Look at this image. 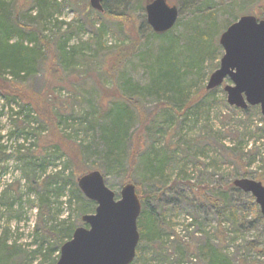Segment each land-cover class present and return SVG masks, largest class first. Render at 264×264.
<instances>
[{
	"label": "rangeland",
	"instance_id": "rangeland-1",
	"mask_svg": "<svg viewBox=\"0 0 264 264\" xmlns=\"http://www.w3.org/2000/svg\"><path fill=\"white\" fill-rule=\"evenodd\" d=\"M6 1L10 2V12L14 0ZM16 1L19 7L22 2L26 3L20 7V23L38 31L48 45L47 48L40 46L41 54L47 55L46 65L50 67L52 61L57 60L60 69V74H49L46 78L40 70L30 80L26 79L25 84L29 90L38 91L37 96L44 95L47 101L44 107L50 103L52 107L59 105L57 108L66 109L64 115L68 116V120L62 128L81 145L87 167L93 169L94 166H101L104 159L101 131L108 128L111 110L121 101L129 99L138 103L144 116L151 117L149 131L141 130L137 119L131 123L133 147L140 149L131 175L143 195L158 192L161 182L167 180L165 192L158 201L149 198L147 201L162 216L166 225L167 235L163 232L161 240L165 250L173 255L168 259V264H207L208 250H223L231 264H264V254H261L264 250V224L255 219L254 213L246 208V222L251 225L239 231L228 222L219 224L214 211L202 209L199 201L193 202L195 192L187 185L220 187L233 181L234 176L241 172L248 174L246 179L256 181L257 173L261 172L259 161L264 157L261 137L264 132L257 130L264 125L259 107H248L244 112L229 106L223 91L225 85H232L228 79L222 86L210 90L211 94L204 101L188 109L174 102L173 111L157 109L160 99L149 89L153 78L159 73L158 64L161 63V68L167 65L163 59L165 52L176 66L182 90L188 93L185 101L205 89L209 75L218 68L223 54L218 44L220 34L235 19L254 16L252 14L256 13L263 0H166L169 6L178 11L177 22L169 36L153 37L150 31H143L144 39L113 79L103 74L98 78L97 75L102 59L130 42L117 29L120 19L101 18L97 14L99 12L90 8L89 0ZM107 6L115 14L131 13L135 27L142 21L146 22L144 6L137 1L127 8L119 0H108ZM198 33L210 34L213 44L217 41L220 58L214 59V50L213 54L201 57L200 69H191L190 44ZM36 38L34 36L31 41H26L34 45L39 43ZM16 41L13 38V42ZM60 56L64 60L59 61ZM65 72H71L72 77ZM6 86L10 88L9 84ZM7 94L9 100L0 95V195L5 194L0 201V242L5 235L7 244L15 248L6 259V264H51L50 260L44 261L43 254L37 252L39 238L35 235V229L39 202L28 189L26 174L29 175L30 171L17 159L16 152H37L45 140L51 138L54 142L53 135L36 123L33 117L26 119L28 110L22 107L18 99L10 97V92ZM25 96L28 97L24 95V99ZM112 98L118 104L110 102ZM15 119L27 120V125L17 128ZM236 151L243 156L244 165L236 159ZM34 164L37 178H43L62 169L65 159L52 155ZM43 164H47L44 172L38 167ZM126 170L125 161L105 174L96 170L116 199L121 187L127 183L123 181ZM178 178L180 186L177 189L181 196L188 197L187 203L183 199L177 203L176 191H171V182ZM89 202L96 207L95 203ZM52 207L50 216L54 217L53 222L47 221V226L60 220L68 219V224L76 220L73 208L55 202ZM54 219L57 221L54 222ZM77 225V228L87 227ZM177 239L190 246L189 254L184 252ZM250 243L254 248L249 246ZM143 250L146 259L153 258L151 251ZM9 252L1 250L0 258L6 257L5 253ZM153 264L159 263L155 261Z\"/></svg>",
	"mask_w": 264,
	"mask_h": 264
},
{
	"label": "trees",
	"instance_id": "trees-1",
	"mask_svg": "<svg viewBox=\"0 0 264 264\" xmlns=\"http://www.w3.org/2000/svg\"><path fill=\"white\" fill-rule=\"evenodd\" d=\"M38 1L40 3L43 0ZM119 1L129 8L133 1H137L145 6L150 0ZM107 2L108 0H104L102 4L103 12L97 14L101 16V18L105 17L108 20L109 18L114 20L120 19L123 24L118 23L119 27H117V29L120 34L128 38L130 41L129 44L118 48L116 51L102 59L103 63L98 69L99 73L97 77L99 78L103 74L106 77L113 79L114 75L121 70L124 62L135 53L141 39H144L143 31H150L153 37L161 38H167L170 31L163 34H155L150 28H148V25L144 21L135 27V24L132 22L133 15L131 13L115 14L108 8ZM9 5L10 2L0 0V95L4 96V99L6 98V100H9L7 93L10 92L12 95L9 96L18 99L22 107L28 110L29 115L26 119L33 117L32 119H34L36 123L42 125L46 132H51L53 135L54 142L48 137L49 140H45L37 152L31 153L28 151H17L16 157L18 160H21L25 167L30 171L29 175L26 174L28 189L30 193L36 196L39 202V205L37 206L38 223L37 228L35 229V235L39 238L37 252L43 254L42 258L44 261L50 260L51 264H56L59 258L60 247L71 238L73 231L78 226L77 224L79 223V225H82L81 219L79 220V218L87 213L93 212L95 209V206L92 203L84 199V196L77 187V179L85 175L87 171L91 170L102 171L105 174L109 169L111 170L118 166L122 161H125V164H127V172H125L123 181L125 183L132 182L134 184L131 171L136 164L140 149H134L133 147V137L130 133L131 123L134 119H137L141 130L149 131L152 119L148 115L144 116L143 110L138 103L131 102L129 99L121 101L120 105H117L111 110L110 124L108 128H104L101 131L104 146V159L101 162V166H94L93 169L87 167L83 159L81 145L72 138L71 134L65 133L62 128L68 120V116L64 115V112L67 113L66 109L57 108V106L60 107L59 105H56V107L53 105L52 107V104L50 105V103L44 107L43 105L47 102L44 95L41 94L37 96L38 91L29 90V87L25 84L26 79L30 80V78L35 76L40 70L43 77L46 78V75L49 74L57 75L60 72V69L57 65V60L52 61L53 63L50 67L46 65L47 55L41 54L40 46L47 48L48 45L42 39L41 34L31 27L20 23L18 18L22 10L20 7H24L26 3L24 4L22 2L19 7L17 1L14 0L10 12L8 11ZM252 15L257 19L264 20V0L262 5L258 6L256 13H253ZM236 20L237 19L233 22ZM34 36L37 37L36 39L39 40V43L36 42L34 45L27 43L26 40L31 41ZM13 38L17 41L13 42ZM212 41L210 34H196L190 44V63H193L190 65L191 69H200L202 64L201 57L204 55L206 56V54H213L214 50L216 51V58L214 59L216 60L218 57L220 58L217 54V52H219L216 43L217 41L215 40L214 44ZM169 44H171V40L169 41ZM167 53L168 52H165L163 58L164 62L167 63L166 67L161 68V63L158 62L159 73L153 78L149 88L158 99H160L157 101L158 104L156 108L159 110L164 109L173 111L174 108L172 104L175 102L181 104L183 108L188 109L193 105L198 104L200 101H204L205 98L211 94V91L202 89L196 92L192 99L184 100V97H186L188 93H186L185 90H182L176 66ZM60 60L62 61L64 58L60 56L59 61ZM216 68L217 65L215 66V69ZM211 70H213V68ZM65 74L68 77H72L71 72H65ZM7 84L10 85V88L8 89L6 86ZM15 92L17 93L16 95ZM184 92L186 94H184ZM24 95H28V97L25 96L24 99ZM36 96L38 98H36ZM110 102L118 104L114 98H112V101ZM123 103H126L127 105H124ZM243 111L247 112V110ZM26 122L27 120H14L17 128H24V126L27 125ZM257 130L264 132V125L262 126V129ZM261 137L263 138L264 143V136L261 135ZM235 153L238 154L236 159L241 163L243 156L240 152L236 151ZM52 155L64 157L65 166L52 174L45 175L43 178H37L34 162H43L46 158L51 157ZM259 162V170L261 172L257 173L255 180L264 185V157L260 159ZM241 164L244 165L243 162ZM38 167H40L43 172L47 170V164ZM247 175L246 172H241L240 175L237 174L234 176V180L238 178H247ZM166 181L167 180L161 182L162 186L158 192L144 195L141 193L139 186L134 184L141 202L142 210L137 221V230L140 239L136 247L135 258L131 264H153L155 261L159 264H168V259L173 256L165 250L164 242L161 240V236L166 230V225L161 218L162 216L154 211L147 201L148 198L156 199L158 201L165 192L164 184ZM233 181L220 187L216 186L215 188H210L208 184L200 186L199 184L194 185L187 183V185L192 189V192H195L193 195V199L195 200L193 202L199 201V205L202 209L207 208L209 211H214L219 224L224 221L228 222L236 231H239L244 227H249L251 223L246 222V208L254 213L256 220H259L264 224V218L260 214L259 208L255 204L253 198L234 188L232 185ZM179 186V178L171 182V191H176L177 203H180L182 199L185 203L189 202L187 196L183 197L179 194L177 189ZM16 196H19V194L16 193ZM4 197L5 194L2 193L0 195V201L4 199ZM54 202L58 203L60 206L66 205L70 209L73 208L76 212V220L69 224L67 223L68 219L60 220L57 224L47 226V221L53 222L54 217L51 218L50 215L53 210L51 207ZM57 217L58 215L56 214V219ZM56 219H54V222L57 221ZM245 224H247V226H245ZM165 235H167V233H165ZM177 241L178 244L183 246L184 252L189 254L190 246L180 243L181 241L178 239ZM249 246L253 247V243H250ZM143 248L152 252V259L145 258ZM14 249V246L7 244L4 235L0 242V251L6 250L10 252L9 254L5 253L6 257L0 258V264H6V259L10 257V253H12ZM222 251L223 250H208L209 256L207 258V264H231V261L222 253ZM261 254H264V250L261 251ZM12 264L17 263L12 262Z\"/></svg>",
	"mask_w": 264,
	"mask_h": 264
},
{
	"label": "water",
	"instance_id": "water-1",
	"mask_svg": "<svg viewBox=\"0 0 264 264\" xmlns=\"http://www.w3.org/2000/svg\"><path fill=\"white\" fill-rule=\"evenodd\" d=\"M104 0H89L92 10L102 13ZM146 23L155 34L170 31L178 19V11L166 0H150L144 6ZM223 50L218 68L211 73L206 91L225 85L229 106L246 110L259 107L264 123V20L241 16L219 36ZM234 188L250 195L264 218V185L246 178L235 179ZM82 195L95 203L94 213L81 217L85 227L73 231L62 244L56 264H131L139 241L137 219L141 204L131 183L121 187L119 198L109 190L100 172L94 170L77 179Z\"/></svg>",
	"mask_w": 264,
	"mask_h": 264
},
{
	"label": "bare ground",
	"instance_id": "bare-ground-1",
	"mask_svg": "<svg viewBox=\"0 0 264 264\" xmlns=\"http://www.w3.org/2000/svg\"><path fill=\"white\" fill-rule=\"evenodd\" d=\"M210 75H211V74H210ZM210 75H209V76H210ZM205 87H206V86H205ZM205 90H206V89H205Z\"/></svg>",
	"mask_w": 264,
	"mask_h": 264
}]
</instances>
